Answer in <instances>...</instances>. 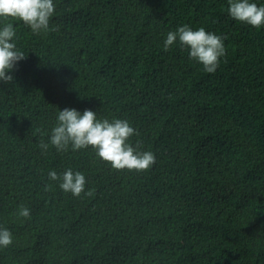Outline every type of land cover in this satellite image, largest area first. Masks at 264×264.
Returning a JSON list of instances; mask_svg holds the SVG:
<instances>
[{
  "label": "trees",
  "instance_id": "1",
  "mask_svg": "<svg viewBox=\"0 0 264 264\" xmlns=\"http://www.w3.org/2000/svg\"><path fill=\"white\" fill-rule=\"evenodd\" d=\"M55 3L47 32L14 21L26 56L0 82V226L13 237L0 264H264V25L234 20L227 0ZM180 24L222 35L214 72L163 48ZM63 107L127 119L155 162L42 152ZM66 167L88 194L48 178Z\"/></svg>",
  "mask_w": 264,
  "mask_h": 264
},
{
  "label": "clouds",
  "instance_id": "2",
  "mask_svg": "<svg viewBox=\"0 0 264 264\" xmlns=\"http://www.w3.org/2000/svg\"><path fill=\"white\" fill-rule=\"evenodd\" d=\"M56 7L55 0H0V82H13L12 70L26 56L17 45V27L14 21L26 25L32 33L50 30V20ZM227 12L234 20L253 27L264 25V0H227ZM187 49L189 59L202 65L207 73L214 72L225 55L222 35L200 26L193 28L180 24L169 30L163 40V48L173 44ZM136 129L124 118L101 117L96 110L74 107L57 108L55 122L48 130L47 140L41 139L39 148L46 152L51 145L57 152L76 151L89 146L95 155L109 162L113 169L144 170L155 162L151 150H141L130 143ZM49 179L59 181V188L72 196L86 190V178L82 171L66 167L62 172L50 169ZM19 216L27 217L30 209L18 206ZM12 233L0 226V248L12 243Z\"/></svg>",
  "mask_w": 264,
  "mask_h": 264
}]
</instances>
